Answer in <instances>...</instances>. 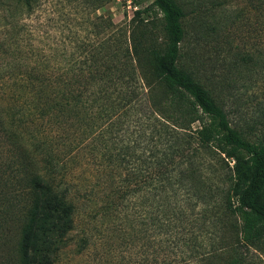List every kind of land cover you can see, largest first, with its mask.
Here are the masks:
<instances>
[{"label":"trees","instance_id":"1","mask_svg":"<svg viewBox=\"0 0 264 264\" xmlns=\"http://www.w3.org/2000/svg\"><path fill=\"white\" fill-rule=\"evenodd\" d=\"M21 1L29 12L37 0ZM109 1L94 0L93 10ZM152 5L163 49L148 52L118 28L113 45L107 36L67 54L57 40L48 53L11 54L0 124L26 138L22 195L2 199L0 264H60L74 244L92 264L264 257V139L232 126L182 60L185 12L176 0ZM101 19L90 23L113 25Z\"/></svg>","mask_w":264,"mask_h":264},{"label":"rangeland","instance_id":"2","mask_svg":"<svg viewBox=\"0 0 264 264\" xmlns=\"http://www.w3.org/2000/svg\"><path fill=\"white\" fill-rule=\"evenodd\" d=\"M93 2L37 0L33 10L28 12L21 0H0L1 110L8 105L5 97L13 82L6 79V72L14 64L9 59L11 54L48 53L50 45L57 40L66 44L67 54L76 51V43L86 44L107 36L113 45L118 28L133 32L148 52L165 47L162 15L152 5L153 0H110L97 10H93ZM176 2L185 12L187 34L182 60L199 81L219 97L232 126L251 142L263 140L264 0ZM100 19L113 25L105 31L91 25V21L100 23ZM182 60L179 65L184 67ZM192 127L197 128L198 123ZM16 131L18 135L11 136L0 124V209L8 191L22 195L18 163L26 136L21 139V128ZM228 162L232 167L234 162ZM80 228L78 224L75 232ZM80 248L75 244L65 248L60 264H92L91 257ZM259 258V264H264V257Z\"/></svg>","mask_w":264,"mask_h":264}]
</instances>
